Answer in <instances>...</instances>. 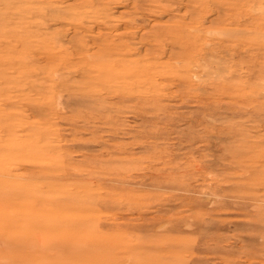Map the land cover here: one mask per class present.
Returning <instances> with one entry per match:
<instances>
[{"label":"rangeland","instance_id":"obj_1","mask_svg":"<svg viewBox=\"0 0 264 264\" xmlns=\"http://www.w3.org/2000/svg\"><path fill=\"white\" fill-rule=\"evenodd\" d=\"M0 264H264V0H0Z\"/></svg>","mask_w":264,"mask_h":264}]
</instances>
